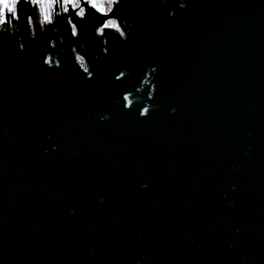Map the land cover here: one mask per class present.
<instances>
[{"label": "water", "instance_id": "95a60500", "mask_svg": "<svg viewBox=\"0 0 264 264\" xmlns=\"http://www.w3.org/2000/svg\"><path fill=\"white\" fill-rule=\"evenodd\" d=\"M186 4L0 28V264H264V0Z\"/></svg>", "mask_w": 264, "mask_h": 264}, {"label": "snow or ice", "instance_id": "6c2138e0", "mask_svg": "<svg viewBox=\"0 0 264 264\" xmlns=\"http://www.w3.org/2000/svg\"><path fill=\"white\" fill-rule=\"evenodd\" d=\"M31 4L36 12V18L43 21V24H54V15H58V9L62 10L63 14H69L74 12L76 16L80 18L86 17L88 13V8L95 10L103 14L104 16L109 15V11L105 7L98 3L97 0H0V28H5V26H11L13 22L18 21L21 18L23 12V5ZM68 20L71 22L72 17L68 15ZM27 21L31 27L34 22V17L32 15L27 16ZM72 34L76 35L77 25L72 23ZM105 29H116L120 30L119 25L115 22L106 21L103 28L100 31L103 33ZM52 63V60L49 61ZM86 72L91 77L89 70ZM124 74L121 73V76ZM121 77L118 76L119 80ZM127 100V97L125 98ZM129 105L131 101H128ZM147 109H144V113H147Z\"/></svg>", "mask_w": 264, "mask_h": 264}, {"label": "clouds", "instance_id": "9594fccd", "mask_svg": "<svg viewBox=\"0 0 264 264\" xmlns=\"http://www.w3.org/2000/svg\"><path fill=\"white\" fill-rule=\"evenodd\" d=\"M119 3V0H111V4L112 5H115V4H118ZM158 3L160 4H165L167 3V0H158ZM181 6L182 7H186L187 4H186V0H181ZM41 24L43 26V21H41ZM35 35V33L33 32V36ZM121 36H124V33L121 32L120 33ZM51 58H49L48 60L45 61V63L51 65V63L49 62ZM76 62L78 63V65L80 66V68H82L85 72L86 70H88V67H87V64H86V61L84 59V57L80 56L79 54L76 55ZM57 67H59V64H57ZM143 117V115H141Z\"/></svg>", "mask_w": 264, "mask_h": 264}, {"label": "rangeland", "instance_id": "374dc122", "mask_svg": "<svg viewBox=\"0 0 264 264\" xmlns=\"http://www.w3.org/2000/svg\"><path fill=\"white\" fill-rule=\"evenodd\" d=\"M97 2L100 3V4H102L105 7L106 10H108L109 7L111 6V0H97ZM110 22H115V21H110ZM119 32H123L121 30V28H120Z\"/></svg>", "mask_w": 264, "mask_h": 264}, {"label": "flooded vegetation", "instance_id": "af4514ba", "mask_svg": "<svg viewBox=\"0 0 264 264\" xmlns=\"http://www.w3.org/2000/svg\"><path fill=\"white\" fill-rule=\"evenodd\" d=\"M30 6L32 7V5L30 4ZM112 8V4H111V6L109 7V9H108V11H110V9ZM58 12H59V15H61V10L60 9H58ZM109 22L110 21H115V20H113V19H110V20H108ZM115 23L117 24V22L115 21ZM44 25V24H43ZM118 25V24H117ZM40 26H42V24H41V21H40ZM10 28H11V26H9ZM120 27V26H119Z\"/></svg>", "mask_w": 264, "mask_h": 264}, {"label": "bare ground", "instance_id": "6f19581e", "mask_svg": "<svg viewBox=\"0 0 264 264\" xmlns=\"http://www.w3.org/2000/svg\"><path fill=\"white\" fill-rule=\"evenodd\" d=\"M17 27V26H16ZM32 32V31H31Z\"/></svg>", "mask_w": 264, "mask_h": 264}]
</instances>
